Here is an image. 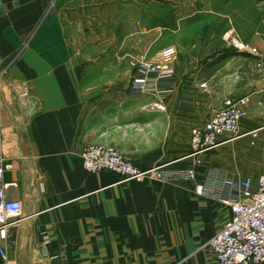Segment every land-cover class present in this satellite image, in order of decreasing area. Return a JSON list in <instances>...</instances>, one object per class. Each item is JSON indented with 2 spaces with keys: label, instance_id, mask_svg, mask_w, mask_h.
I'll use <instances>...</instances> for the list:
<instances>
[{
  "label": "crops",
  "instance_id": "obj_1",
  "mask_svg": "<svg viewBox=\"0 0 264 264\" xmlns=\"http://www.w3.org/2000/svg\"><path fill=\"white\" fill-rule=\"evenodd\" d=\"M215 0H0L1 154L14 165L5 191L20 201L0 240V264H218L205 245L232 217L218 175L264 173V77L229 47ZM178 50L174 91L129 94L132 61ZM208 88L203 89L202 84ZM24 94H28L25 97ZM250 97L241 136L192 155L191 133L229 98ZM94 144L136 167L193 171L195 180L123 181L90 173ZM44 185L42 190L41 185ZM214 192L199 196L196 185ZM2 195L0 193V202Z\"/></svg>",
  "mask_w": 264,
  "mask_h": 264
},
{
  "label": "built area",
  "instance_id": "obj_2",
  "mask_svg": "<svg viewBox=\"0 0 264 264\" xmlns=\"http://www.w3.org/2000/svg\"><path fill=\"white\" fill-rule=\"evenodd\" d=\"M229 47L239 53L247 54L255 59V72L264 77V54L257 47L249 46L233 32L224 35ZM178 50L173 47L164 48L155 60L145 59L132 61L133 76L129 94L133 96H152L156 102L151 104L153 110L164 111L163 101L173 93L165 83L176 75L175 64ZM203 89L208 85L202 84ZM28 97V94H24ZM251 106L250 97L240 99L229 98L224 107L214 113L204 126L195 128L191 133L192 155H200L215 148L227 139L241 136L242 123L248 116ZM3 138L0 122V240H7L11 229V220L22 215L20 201H9L5 191L14 184L4 181L6 173L14 170V165L1 154ZM81 164L90 173L108 171L121 177L123 181L165 183L174 178L195 180L193 171L169 174L164 166H156L147 170L136 167L116 148L106 144H94L83 149L80 154ZM221 185L232 192V197L223 200L232 213L228 224L207 242V247L216 257L218 264H264V173L257 182L250 179L233 178L218 175ZM44 190V185H41ZM199 196L213 194V190L205 184L196 185ZM214 195V194H213ZM0 255L7 261V254L0 249Z\"/></svg>",
  "mask_w": 264,
  "mask_h": 264
},
{
  "label": "rangeland",
  "instance_id": "obj_3",
  "mask_svg": "<svg viewBox=\"0 0 264 264\" xmlns=\"http://www.w3.org/2000/svg\"><path fill=\"white\" fill-rule=\"evenodd\" d=\"M228 19L210 24L202 35L217 34L220 29L233 32L244 43L257 47L264 54V0H215ZM233 49V48H232Z\"/></svg>",
  "mask_w": 264,
  "mask_h": 264
},
{
  "label": "trees",
  "instance_id": "obj_4",
  "mask_svg": "<svg viewBox=\"0 0 264 264\" xmlns=\"http://www.w3.org/2000/svg\"><path fill=\"white\" fill-rule=\"evenodd\" d=\"M240 54H244V53H240ZM244 55H247V54H244ZM247 56H249V55H247Z\"/></svg>",
  "mask_w": 264,
  "mask_h": 264
}]
</instances>
